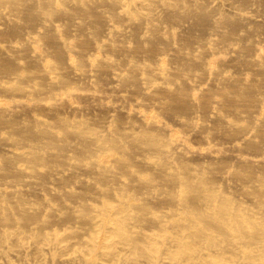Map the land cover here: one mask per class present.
<instances>
[{
  "label": "bare ground",
  "instance_id": "6f19581e",
  "mask_svg": "<svg viewBox=\"0 0 264 264\" xmlns=\"http://www.w3.org/2000/svg\"><path fill=\"white\" fill-rule=\"evenodd\" d=\"M0 264H264V0H0Z\"/></svg>",
  "mask_w": 264,
  "mask_h": 264
}]
</instances>
